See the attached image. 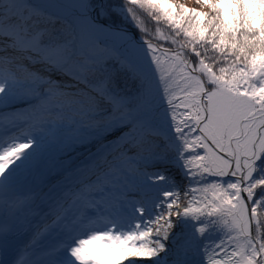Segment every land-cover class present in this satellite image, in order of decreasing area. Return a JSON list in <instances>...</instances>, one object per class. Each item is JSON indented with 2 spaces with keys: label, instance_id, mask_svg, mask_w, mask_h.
<instances>
[{
  "label": "snow or ice",
  "instance_id": "1",
  "mask_svg": "<svg viewBox=\"0 0 264 264\" xmlns=\"http://www.w3.org/2000/svg\"><path fill=\"white\" fill-rule=\"evenodd\" d=\"M195 3L0 0V264H264V0Z\"/></svg>",
  "mask_w": 264,
  "mask_h": 264
},
{
  "label": "rangeland",
  "instance_id": "2",
  "mask_svg": "<svg viewBox=\"0 0 264 264\" xmlns=\"http://www.w3.org/2000/svg\"><path fill=\"white\" fill-rule=\"evenodd\" d=\"M187 3L190 5H193L196 9H199L202 11L206 10L205 8H203L202 5L196 4L195 0H187ZM89 146H91V145H89ZM87 150H88L87 147L83 148L81 146H76L74 149H71V148L68 149L67 153L62 155L63 160L70 162L72 165V168L69 171L64 172L62 178L56 182H59L60 180H63V179L66 180V177H68L70 175V172L74 171L77 166H81L83 163L82 160L84 158H86L90 152L95 151V150L89 151L86 154ZM56 156H57V153H55V151H53L51 154V158L48 160V162L46 164L42 165L39 168V170L34 172L33 174H39V173L44 172V171L60 168L61 166L59 165V161L56 159ZM174 171H176V170H174ZM177 182L180 183L181 188H183L184 182H182V180H177Z\"/></svg>",
  "mask_w": 264,
  "mask_h": 264
},
{
  "label": "bare ground",
  "instance_id": "3",
  "mask_svg": "<svg viewBox=\"0 0 264 264\" xmlns=\"http://www.w3.org/2000/svg\"><path fill=\"white\" fill-rule=\"evenodd\" d=\"M92 145V144H91ZM88 145H86L87 147ZM55 172L52 171L51 173H47V174H38L37 176H34V177H29V181L30 182H33L34 180H36L37 178H40L41 181L38 182V183H35L34 185L36 187H43L44 189V192L46 193L47 189H49V187H51V184H52V181H53V178L55 176L54 174ZM54 174V175H53Z\"/></svg>",
  "mask_w": 264,
  "mask_h": 264
},
{
  "label": "trees",
  "instance_id": "4",
  "mask_svg": "<svg viewBox=\"0 0 264 264\" xmlns=\"http://www.w3.org/2000/svg\"><path fill=\"white\" fill-rule=\"evenodd\" d=\"M175 2H177V3H183L187 7L194 8L192 5H190V4L187 3V0H178V1H175ZM205 11H207V9ZM136 34H137V36L139 35V33H136Z\"/></svg>",
  "mask_w": 264,
  "mask_h": 264
}]
</instances>
